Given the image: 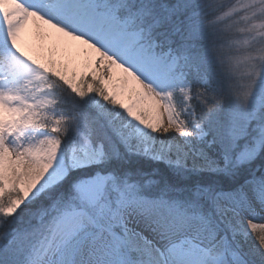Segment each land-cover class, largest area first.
Here are the masks:
<instances>
[{"label": "snow or ice", "instance_id": "1", "mask_svg": "<svg viewBox=\"0 0 264 264\" xmlns=\"http://www.w3.org/2000/svg\"><path fill=\"white\" fill-rule=\"evenodd\" d=\"M0 264H264V0H0Z\"/></svg>", "mask_w": 264, "mask_h": 264}, {"label": "rangeland", "instance_id": "2", "mask_svg": "<svg viewBox=\"0 0 264 264\" xmlns=\"http://www.w3.org/2000/svg\"><path fill=\"white\" fill-rule=\"evenodd\" d=\"M31 35H32V32L30 31V33H29V34H26V37H25V39H26V40H27V39H30Z\"/></svg>", "mask_w": 264, "mask_h": 264}]
</instances>
